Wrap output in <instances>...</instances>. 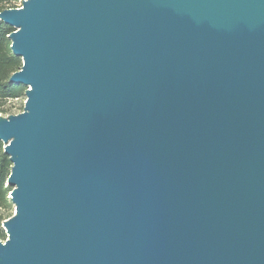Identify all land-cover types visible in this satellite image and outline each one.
Listing matches in <instances>:
<instances>
[{"label":"water","instance_id":"95a60500","mask_svg":"<svg viewBox=\"0 0 264 264\" xmlns=\"http://www.w3.org/2000/svg\"><path fill=\"white\" fill-rule=\"evenodd\" d=\"M0 115V264H264V0H22Z\"/></svg>","mask_w":264,"mask_h":264},{"label":"trees","instance_id":"16d2710c","mask_svg":"<svg viewBox=\"0 0 264 264\" xmlns=\"http://www.w3.org/2000/svg\"><path fill=\"white\" fill-rule=\"evenodd\" d=\"M22 0H0V11L5 8L17 7ZM11 27L0 20V112L6 101L18 97L24 92L21 85L9 82L10 75L18 70L22 64L21 59L15 56L10 49V40L7 37L11 32ZM2 142L0 141V208L9 209L12 206L8 198L9 187L6 179L10 171L11 163L7 155L3 152ZM11 214L3 216L0 212V239L4 240L6 234L1 227L3 219H7Z\"/></svg>","mask_w":264,"mask_h":264},{"label":"rangeland","instance_id":"374dc122","mask_svg":"<svg viewBox=\"0 0 264 264\" xmlns=\"http://www.w3.org/2000/svg\"><path fill=\"white\" fill-rule=\"evenodd\" d=\"M20 3L21 2H19V4ZM25 99H26V97H25L24 92H23V94H21L20 96L6 101V103L2 106V111L0 112V115L6 116L9 114H16V113L20 112L23 108ZM2 147H3V145H2ZM0 212L3 214V216H6L7 214L12 215L14 213V207L12 205L11 208H9V209L0 208ZM1 227H2V223H1ZM4 232H5V230H4Z\"/></svg>","mask_w":264,"mask_h":264},{"label":"built area","instance_id":"2783aa9c","mask_svg":"<svg viewBox=\"0 0 264 264\" xmlns=\"http://www.w3.org/2000/svg\"><path fill=\"white\" fill-rule=\"evenodd\" d=\"M20 4H21V3H20ZM20 4H19L18 6H20ZM18 6H17V7H18Z\"/></svg>","mask_w":264,"mask_h":264}]
</instances>
